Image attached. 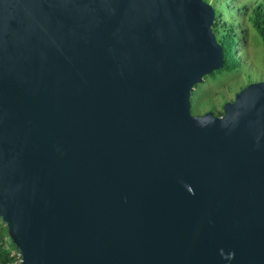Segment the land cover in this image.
<instances>
[{
    "label": "water",
    "instance_id": "water-1",
    "mask_svg": "<svg viewBox=\"0 0 264 264\" xmlns=\"http://www.w3.org/2000/svg\"><path fill=\"white\" fill-rule=\"evenodd\" d=\"M206 0H0V219L23 264H264V82L223 114Z\"/></svg>",
    "mask_w": 264,
    "mask_h": 264
},
{
    "label": "rangeland",
    "instance_id": "rangeland-1",
    "mask_svg": "<svg viewBox=\"0 0 264 264\" xmlns=\"http://www.w3.org/2000/svg\"><path fill=\"white\" fill-rule=\"evenodd\" d=\"M239 4L257 7L264 0H237ZM229 3L234 2L228 0ZM218 15L226 12L223 0H209ZM231 14V13H230ZM234 18L240 17L238 12L232 13ZM229 19L228 16H226ZM233 18V19H234ZM242 24H237L238 48L235 51L237 65L234 71H222L220 75L207 77L196 87L193 94V114L201 115L215 109L223 112L224 106L233 103L236 96L245 88L253 84L264 82V38L261 33L243 18ZM247 30V37L244 36ZM238 55V56H237Z\"/></svg>",
    "mask_w": 264,
    "mask_h": 264
},
{
    "label": "trees",
    "instance_id": "trees-1",
    "mask_svg": "<svg viewBox=\"0 0 264 264\" xmlns=\"http://www.w3.org/2000/svg\"><path fill=\"white\" fill-rule=\"evenodd\" d=\"M206 1L209 3V0ZM223 1H225V3L227 4L226 12L224 14L223 11L219 15L216 12L217 21L213 26V30L216 34L218 42L223 48L225 67L222 71L224 72L237 70V65L234 64L236 60L235 51L238 48L239 43L238 40H236L237 38H239L237 35V24H242L241 22L244 20L243 18H247V22L252 23L264 38V3L259 4L257 7H251L246 3L239 4L237 0H233L234 2L232 3H229L228 0ZM235 12H238L240 17L234 18L232 16V13ZM226 16H228L229 19H227ZM244 32V36L247 37V30H244ZM222 71L215 73L212 76L220 75ZM209 112H213L216 115L223 114V112H216L215 109L209 110ZM7 236L10 239L8 229L0 219V242L3 243V239ZM11 245L12 249H15L12 243ZM11 261V253L3 248V246H0V264H11Z\"/></svg>",
    "mask_w": 264,
    "mask_h": 264
},
{
    "label": "built area",
    "instance_id": "built-area-1",
    "mask_svg": "<svg viewBox=\"0 0 264 264\" xmlns=\"http://www.w3.org/2000/svg\"><path fill=\"white\" fill-rule=\"evenodd\" d=\"M0 246H3V248L11 253V264H23L22 255L16 250V248L12 249V245L8 236L3 239V243L0 242Z\"/></svg>",
    "mask_w": 264,
    "mask_h": 264
}]
</instances>
